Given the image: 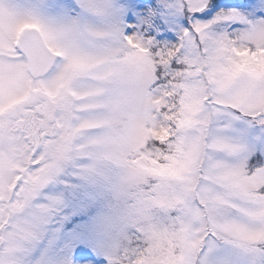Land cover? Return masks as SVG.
I'll return each instance as SVG.
<instances>
[{"label":"snow or ice","instance_id":"1","mask_svg":"<svg viewBox=\"0 0 264 264\" xmlns=\"http://www.w3.org/2000/svg\"><path fill=\"white\" fill-rule=\"evenodd\" d=\"M0 264H264V0H0Z\"/></svg>","mask_w":264,"mask_h":264}]
</instances>
